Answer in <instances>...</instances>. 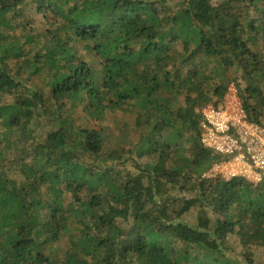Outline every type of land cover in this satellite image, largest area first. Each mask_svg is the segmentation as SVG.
I'll return each instance as SVG.
<instances>
[{"label":"trees","instance_id":"1","mask_svg":"<svg viewBox=\"0 0 264 264\" xmlns=\"http://www.w3.org/2000/svg\"><path fill=\"white\" fill-rule=\"evenodd\" d=\"M230 82L264 126V0H0V264H264V180L202 177Z\"/></svg>","mask_w":264,"mask_h":264},{"label":"built area","instance_id":"2","mask_svg":"<svg viewBox=\"0 0 264 264\" xmlns=\"http://www.w3.org/2000/svg\"><path fill=\"white\" fill-rule=\"evenodd\" d=\"M199 115L201 144L223 157L202 177L220 174L253 183L264 180V126L247 116L236 84L230 82L222 99L202 106Z\"/></svg>","mask_w":264,"mask_h":264},{"label":"rangeland","instance_id":"3","mask_svg":"<svg viewBox=\"0 0 264 264\" xmlns=\"http://www.w3.org/2000/svg\"><path fill=\"white\" fill-rule=\"evenodd\" d=\"M30 11H32V9L30 8L29 10V13ZM33 13V11H32ZM30 16L33 17V15L30 13ZM34 18V17H33ZM40 17H35V22H36V25H40ZM75 50L78 51L79 53H84L83 50L81 49V45L78 43L75 45ZM234 71H232L233 73ZM3 102L4 100L5 101H11L12 97L6 95L4 98H2ZM77 113H74L72 115V118L74 120V123L76 125H79L83 122V120H79V119H74V118H77ZM41 120V123L36 125L37 127V134H38V139L42 138L45 133L50 130V126L48 124L46 125H42L43 124V119H40ZM109 121H106V122H103L104 123H108ZM122 122H127V124H129L130 126L133 125V114H129L128 111H116L112 117L110 118V124L111 125H114V128H119L121 125H122ZM131 129V128H130ZM129 136L130 137H133L134 139L137 137V133L136 132H132V130L130 131L129 133ZM145 161V159L143 160ZM221 177H223L222 175L220 174H217ZM214 177V176H212ZM224 178V177H223ZM226 179V178H225ZM198 212L196 210L190 212L186 217H185V220L187 221H193L195 219V217L197 216ZM64 241H62L60 244H56L57 247H60L62 246V248L64 247V243H65V239H63ZM231 244H232V247H233V250L236 254H240L241 255V252L243 251L241 245L238 243V241L234 240L233 238H231ZM251 252H252V256H254V258L256 260H260L262 258V255L264 253V250L262 248H256V247H251ZM242 256V255H241Z\"/></svg>","mask_w":264,"mask_h":264}]
</instances>
